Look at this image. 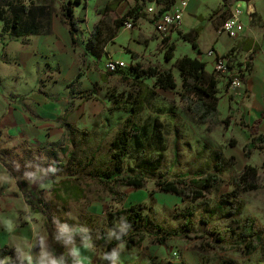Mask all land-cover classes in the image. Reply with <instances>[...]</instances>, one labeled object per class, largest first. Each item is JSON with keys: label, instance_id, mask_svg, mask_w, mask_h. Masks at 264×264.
Returning a JSON list of instances; mask_svg holds the SVG:
<instances>
[{"label": "rangeland", "instance_id": "374dc122", "mask_svg": "<svg viewBox=\"0 0 264 264\" xmlns=\"http://www.w3.org/2000/svg\"><path fill=\"white\" fill-rule=\"evenodd\" d=\"M256 1L258 3L257 12L252 15V21H248L246 30L240 33L237 38L221 33L223 23L230 17L234 7L228 12L219 14L216 19L217 31L219 34H223L220 37L221 44L228 42L229 38L236 41L234 46H237L239 51L233 59L238 62L235 71L238 74L243 69L241 65L244 61L250 59L253 66L252 72L258 71V62L260 61L257 53L250 57L251 53L240 49V44L253 38L256 40V49L260 50L261 48L262 50L264 48V24H262L264 0ZM209 10L210 7L205 5L202 8V13L207 14L206 12ZM147 12L154 13L149 12V8ZM216 15V12L208 15L207 21ZM245 15L246 10L243 8L241 19L244 20ZM200 44L203 50L210 45L206 38H203ZM176 45L180 49L178 51L176 49L175 59L187 52L182 48H186L185 45L188 43L182 41ZM173 62L166 63L164 55L158 52V49H154L147 59L141 61L144 66L162 67H171ZM93 71L89 72L82 80L84 82L82 85L80 84L81 88L73 86L71 87L72 92L67 89L66 93L69 95V104L72 105L73 109L80 108V106L82 108L81 115L78 118L76 116L77 123L74 124V128L79 127V131H92L97 125V129H95L99 136L104 144H108L120 131L129 114L124 111L109 112L112 100L117 97L121 99V93L129 91L135 73L130 65L125 75L128 81L113 78L103 85L97 81L100 70L95 68ZM84 74H86L85 71ZM175 74L179 80L177 70H175ZM249 79L250 74L246 80ZM146 82L150 86L154 83L151 79H147ZM263 86L264 84L260 86L262 95L255 97L250 102L252 99L246 85L242 84L238 89L230 88L225 84L220 85L222 119L229 118L230 123L227 126L221 124L213 131H208L205 125L195 124L190 119L176 92L157 90L156 95L146 103L145 111L139 119L140 125L147 128L146 134L153 139L147 141L148 144L144 152L141 151L140 146H137L129 158L132 167H136L144 160H154L155 165L150 164L149 170L144 171L147 179L144 189L120 187L115 195L106 191L100 184L89 182L86 185V183H80L84 190L85 199L78 202L71 201V203L61 202L56 197L58 193L53 190V184L59 183L58 186L60 187V181L66 175L60 173L61 171L54 166L58 163L54 155H51L47 161V154L46 159L39 156V153H36L37 155L32 154L30 158L33 159H31L30 165L24 166L19 162L20 158L16 151L20 149L22 152L28 147L34 150L42 146L27 137L10 135L7 144L10 151L7 156L8 162L20 175L18 178L25 179L27 186H24V189L26 191L38 184L35 199L36 201L38 199L44 200V206H48L50 209L48 216L42 214V234L40 238H37L47 254L46 261L38 264H57L56 262L62 257L60 250L78 247L89 238L95 241L93 239L99 237L103 230L109 236L108 241L121 236L123 229L109 230L106 227L107 216L128 208L134 203L146 205L153 214L151 217L155 223L168 227L172 232L167 247L168 260L172 264L181 260L182 252L188 244L196 250L202 248L204 264H264V150L254 152L250 160L246 158L245 152V146L250 143L255 135L264 134ZM77 88L79 89L76 91ZM93 89L99 92L97 100L79 98L81 91L91 92ZM34 92L38 91L34 90ZM230 95H232L231 99H229ZM14 103H16V98H10V106ZM155 123L157 126H154ZM155 134L161 137L156 138ZM57 143H61V146L50 147V150L59 153L60 159V157H64L63 147L72 146L71 138L65 133ZM80 149L84 150L85 148L79 146L74 148L73 146V151L79 155H81ZM156 155H162V157ZM63 160L65 159L63 158ZM248 164L258 168L260 188L255 192L238 194L237 197L233 194L235 188L231 181ZM211 174L218 175L224 182L214 183L211 187L206 188L204 186L205 180H203L196 188L204 191L206 197L194 203L189 200L187 202L186 200L182 201L177 196L164 194L156 186L162 175L166 179L173 180L179 177L205 178ZM85 177L87 176L82 178ZM59 189L62 191V193L59 192L62 196L64 194L63 188ZM224 195H226L225 198ZM238 198L244 202L242 210H238V206L241 205L238 203ZM192 205L195 208V214L190 219L193 221V226L199 231L197 234L191 235V240L184 241L181 239L179 227L183 222L182 215L186 214V207ZM93 209L98 210L92 214ZM100 210L103 212L101 213ZM238 214L240 215L238 216ZM248 216L256 219V230L261 234L255 251L250 253L245 245L247 242H244V245L238 244L236 235H234V233L239 234L240 228ZM204 221L211 223L205 224ZM218 237L225 239L226 242L217 243L220 246L211 248L216 245ZM148 244L149 246L153 245L150 241ZM56 249L59 250L58 254H56ZM61 261L64 260L61 259ZM22 264L27 263L22 262Z\"/></svg>", "mask_w": 264, "mask_h": 264}, {"label": "crops", "instance_id": "0c3cea01", "mask_svg": "<svg viewBox=\"0 0 264 264\" xmlns=\"http://www.w3.org/2000/svg\"><path fill=\"white\" fill-rule=\"evenodd\" d=\"M5 1L0 0V8L9 10V14L12 11L10 8L14 9L15 15L19 16L20 28H18L17 34H14L12 30L4 31V21L0 19V249L9 247L14 251V256L9 258L12 264L13 262L16 264L17 261L20 264L22 262L38 264L46 261L47 254L37 238H40L42 234V214L48 216L50 209L48 206H44V200L38 199L36 201L35 199L38 184L29 191L24 189V186H27L25 179L18 178L20 175L15 172L7 160L10 152L7 147L8 139L12 134L18 135L27 137L42 146L39 149H34L35 151L30 147L23 149L22 152L20 149L16 151L20 158L19 162L24 166L30 165L31 159H33L30 156L36 153H39V156H43L44 159H46L47 154V161L51 155H54L56 159V152H52L50 147H55L64 134L67 135L66 123L74 127V124L77 123L76 116L78 118L82 113L81 106L73 109L72 105L69 104V95L66 90L69 89L72 92L71 87L73 86L81 88L80 84L82 85L84 82L82 80L89 72H94L95 68L100 70L97 76L98 83L100 81L105 85L109 79L126 77L125 75L132 63L147 59L154 49H158L163 39L156 31V23L152 21L154 14L163 6L149 0H146V3L145 0H81V4L74 6L75 18L81 21V31L77 35L78 44L74 46L69 26L64 22L62 10L65 4H70L74 0H9L10 6L9 4L5 5ZM143 3H145L144 13L134 27L128 29L125 25L114 39L108 38L101 58L86 53L87 39L100 21L103 20L108 30L112 31L115 19L122 18L128 11L143 5ZM182 3H186V6L181 24L165 37L169 36L171 43H180L183 40L178 31L188 33L192 29L202 27L203 32L199 38L201 54H196L188 44L185 45L186 48H182L187 52L178 58L183 56L198 57L206 63V70L213 73L215 56H209L210 51H214L219 56H223L233 49H235L234 55L239 51L238 47L234 46L236 41L232 38H229L228 42L224 44L220 42V37L223 34H219L217 31L216 19L222 13L220 10L223 0H176L175 5L169 10L180 7ZM242 3L246 10L244 20L241 19L245 31L248 21L251 22L252 15L257 12L258 3L256 0ZM205 5L210 7V10L206 12L207 14L202 13V8ZM107 7L112 9L108 16L103 17L98 14L99 11ZM148 8L153 9L154 13H148ZM14 10L12 16L6 19L7 22L11 21L12 23L16 20L13 15ZM214 12L217 15L207 21L206 17L208 18V15H212ZM129 22L133 24L132 20ZM262 24H264V17ZM28 29L37 32L28 35L25 33ZM208 33L210 34L208 35ZM203 38L208 39L210 43L205 50L200 44ZM255 41L251 38L240 44V49L251 53L250 57L253 56V50L256 51L257 57H260L258 71L252 72L251 62L250 71L245 72L243 84L249 90L252 99L250 102L255 97L262 95L260 86L264 84V48L262 50L261 48L260 50L256 49ZM179 49L177 48V51ZM158 52L160 51L158 50ZM132 53L137 54L139 58L133 60ZM108 59L123 61L127 67L112 76L106 77L108 72L104 70V65ZM249 74L250 79L246 80ZM79 75H81L80 78H78ZM223 84L227 85V82L221 79L220 85ZM34 90L38 92H34ZM84 92L79 93V98H82ZM98 95L99 92L92 99L97 100ZM10 98H16V103L11 106ZM231 98L232 95L229 96V99ZM78 128L75 129L78 130ZM63 150L64 159L67 163L68 155L73 152V146L63 147ZM65 175L66 177L60 181V187L58 186L59 183L53 184V190L58 193L56 197L63 203L78 202L85 199L84 190L80 183L87 185L89 182H93L98 185L97 180L87 175L88 178H82L85 175L82 177H71L67 173ZM59 188H63L64 194L62 196L59 194V192L62 193ZM28 199L33 201V208L28 204ZM135 204L138 203L131 204L130 207ZM95 210L98 209H93L91 213L94 214ZM148 213L150 225L144 229V236L140 244L136 246L128 245L127 242L119 244L113 250L114 256L111 264H172L168 260L167 253L168 233L172 232L168 227L155 223L150 210ZM109 215L106 222L107 228ZM184 215H182L183 222L179 227V233L181 239L189 241L191 239L185 237L183 235L185 232L182 231L186 222ZM115 226L108 229L122 230L120 221H115ZM197 231L199 229L196 228L194 233L197 234ZM119 237L108 241L109 236L103 230L99 237L93 239L95 241L89 238L78 247L60 250L62 257L56 263L110 264L107 259V248ZM159 238H167L168 240L166 239L165 244H161L156 242ZM148 241L153 245L149 246ZM201 250V247L196 250L188 244L182 252L181 260H177L173 264H204V253ZM56 251L58 254L59 250L56 249Z\"/></svg>", "mask_w": 264, "mask_h": 264}, {"label": "trees", "instance_id": "16d2710c", "mask_svg": "<svg viewBox=\"0 0 264 264\" xmlns=\"http://www.w3.org/2000/svg\"><path fill=\"white\" fill-rule=\"evenodd\" d=\"M149 1H155L158 5L163 6L162 9L154 14L152 21L155 23L162 13L166 12V10L168 11L176 3V0ZM241 1L249 2L250 0H223L220 11L222 13L228 12ZM144 2L146 3V0ZM81 3V0H75L70 4H65L62 8L64 22L69 26L74 46L78 44L77 35L81 31V21L75 18L74 6L75 4ZM145 3L131 9L122 18L115 19L112 31H110V29L108 30L103 20L100 21L87 39L85 46L86 53L96 58H101L108 37L110 40L114 39L119 30L130 20L133 21L134 26L144 13L143 9ZM8 4L10 6V1L6 0L5 5ZM10 9L12 11H10L11 13L9 14V10L0 8V19L4 21L3 30H12L14 34H17L18 28H20L19 16L15 15L14 9ZM13 10V15L16 20L12 23L11 21L7 22L6 19L12 16ZM27 10H25V12H27ZM111 11L112 9L107 7L99 11L98 14L105 17L108 16ZM36 32L37 31L32 29L25 31L28 35L35 34ZM202 32L203 28L198 27L192 29L188 33L178 31V34L184 42L188 43L193 48L196 54H201L199 38ZM176 49L177 46L170 42V37L164 36L158 46V50L164 55L166 63L169 64L174 61L171 67L144 66L141 62L132 63L131 69L135 73V78L131 81L129 91L121 93V99L118 97L114 98L109 108V112L124 111L129 113L124 125L111 142L104 144L96 130L97 125L94 126L92 131H78L73 126L66 123L67 136L71 138L72 146H74V148L76 146L80 148L84 147L85 149H80L81 155L73 151L71 155H68L67 163L63 160L65 156L59 159V153L56 152V160L58 163L54 164V166L61 171L60 173H67L71 177H82L87 175L97 180L98 184L112 195L117 193L119 187H131L134 189L145 188L147 179L145 178L144 171L149 170L150 164L155 165L153 163L154 160H144L136 165V167H132L129 163V158L137 146H140L141 151L144 152L148 144L147 141H150V139L152 141L153 139V137H149V135L146 134L147 128L140 125L139 119L145 111L146 103L156 95L157 90L176 92L190 119L195 124L205 125L208 131H213L221 124L227 126L230 123L229 118L222 119L220 111L221 78L218 77L215 71L209 73L206 70V63L198 57L183 56L182 58L175 59ZM234 51L235 49L223 56L230 59V69L235 72L238 62L236 59H233ZM255 52L256 51L253 50L252 54ZM132 58L133 60H137L139 56L132 53ZM241 66L243 69L240 70V74L242 82H244L245 72L251 69L250 59L246 60ZM175 70L178 72L179 80L177 79ZM114 74L115 73H107L106 77ZM80 77L81 75L78 76V78ZM123 79L128 81L127 77ZM147 79L153 80L154 83L152 86L146 82ZM227 85L230 87L229 83H227ZM95 94H97L95 89L91 92L87 91L82 94V98L85 100L92 99ZM154 126H157V123H155ZM154 136H156V138L161 137L156 134ZM232 144L234 145V143ZM56 146H61V143H57ZM258 150H264V134L255 135L250 143L245 146L246 158L250 160L252 154ZM156 156L162 157V155ZM258 177V168L251 164L246 165L244 170L231 181L232 186L235 188L233 194L238 197V194L257 191L260 188ZM203 180H205L204 186L206 188L211 187L214 183L224 182V180L220 179L216 174H211L205 178L199 177L198 179L179 177L173 180L166 179L162 175L157 181L156 186L162 193L175 195L182 198L183 201L186 200L187 202L189 200L194 203L206 197L204 191L196 188ZM225 196L226 195H224V198ZM240 199L238 198V203L241 204L238 206V210H242L244 206L243 200L240 201ZM27 202L33 208V201L28 199ZM148 210L149 208L144 204H135L128 209H121L118 213L109 215V221L107 223L108 228L116 227L115 221H120L122 229L124 230L122 235L113 241L107 248V259L110 264L114 256L113 250H115L119 244L123 242H127L128 245L134 246L140 244L144 236V229L150 225ZM194 211L195 208L193 205L186 207V214L184 215V217H186V222L182 231L185 232L184 235L187 238H191L190 236L195 234L194 232L196 231V228L193 226V221L190 219L195 214ZM239 215L240 214H238V216ZM210 223L205 222V224ZM234 235H236L238 244L244 245V242H247L245 245L249 253L255 251L257 243L259 239H261V234L256 230V219L251 216L247 217L244 225L240 228L239 234L237 235L234 233ZM170 236H172V233H168L169 238ZM166 239L167 238H159L156 242L165 244ZM224 242H226L225 239L218 237L216 245L212 248H217L220 246V244L217 243ZM13 256L14 251L11 248L6 247L0 249L1 264H12L9 258ZM16 264H20V262L17 261Z\"/></svg>", "mask_w": 264, "mask_h": 264}, {"label": "built area", "instance_id": "2783aa9c", "mask_svg": "<svg viewBox=\"0 0 264 264\" xmlns=\"http://www.w3.org/2000/svg\"><path fill=\"white\" fill-rule=\"evenodd\" d=\"M185 6L186 3H182L180 7H176L161 14L156 22V31L161 37H164L181 24ZM243 8L244 5L242 2L234 6L231 17H229L222 26L221 33L237 38L238 35L244 31L245 26L241 20ZM149 12H153V9L149 8ZM249 15H251V12H249ZM126 27L132 29L134 26L131 22H127ZM209 56H215L214 71L218 77L230 84V88L238 89L242 86L241 74L230 69V59L228 57L216 55L214 51H210ZM126 67L127 64L123 61L108 59L105 62L104 70L108 73H117Z\"/></svg>", "mask_w": 264, "mask_h": 264}]
</instances>
